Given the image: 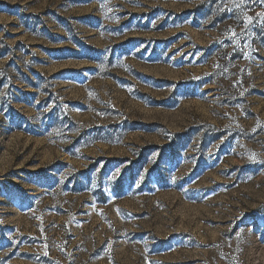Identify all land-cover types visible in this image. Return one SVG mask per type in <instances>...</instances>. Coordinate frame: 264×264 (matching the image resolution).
<instances>
[{
	"label": "rangeland",
	"instance_id": "1",
	"mask_svg": "<svg viewBox=\"0 0 264 264\" xmlns=\"http://www.w3.org/2000/svg\"><path fill=\"white\" fill-rule=\"evenodd\" d=\"M0 264H264V0H0Z\"/></svg>",
	"mask_w": 264,
	"mask_h": 264
}]
</instances>
